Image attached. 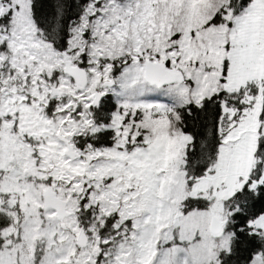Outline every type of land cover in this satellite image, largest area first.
<instances>
[{"label": "snow or ice", "instance_id": "snow-or-ice-1", "mask_svg": "<svg viewBox=\"0 0 264 264\" xmlns=\"http://www.w3.org/2000/svg\"><path fill=\"white\" fill-rule=\"evenodd\" d=\"M0 264H264V0H0Z\"/></svg>", "mask_w": 264, "mask_h": 264}]
</instances>
